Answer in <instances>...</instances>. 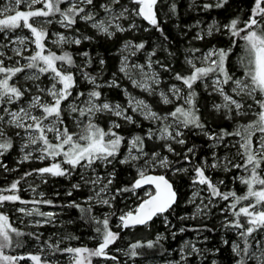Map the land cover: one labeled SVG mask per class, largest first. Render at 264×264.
Wrapping results in <instances>:
<instances>
[{
    "label": "snow or ice",
    "instance_id": "1",
    "mask_svg": "<svg viewBox=\"0 0 264 264\" xmlns=\"http://www.w3.org/2000/svg\"><path fill=\"white\" fill-rule=\"evenodd\" d=\"M160 2L161 0H127V3H124L122 0H105L99 5L100 10L104 13V17L100 19L97 18L99 14L95 10L97 7L95 0H9L7 5L0 7V33L5 35L9 44L15 45L10 49L12 53L10 56L5 51H0V156H3L13 147L12 137L8 135L7 131L11 128L16 130L14 135L23 140L20 149L24 153L22 161H27L32 157V152H25V149L34 145H42L37 149L41 153L38 157L40 160L48 157L53 159L63 157L60 162L33 170L41 176L44 174L52 177L70 176L77 168L91 169L92 172H95V166L98 163L107 167L117 160L120 164H129L136 169L137 178L130 187L116 189V192H134L135 189L141 188L143 185L153 186V191L146 193L147 198L141 201L135 212L129 211L119 216L120 224L117 227L127 229L148 225L153 217L169 212L178 202V194L173 184L164 175L149 174V169L160 167L169 169L174 174L189 172L186 167H172L173 162L169 161L167 156H161L159 152L148 153L145 151L146 138L164 141L162 147L167 148L168 152H174V148L168 141L184 145L186 143L185 139L182 138L184 129L199 130L200 133L214 142L213 147L216 146V142L222 141L224 136L240 137L239 149L236 152L239 161L227 156L217 157L216 153L213 152L212 163L205 159L201 164L192 168V184L194 186H206L209 192L208 203L205 204L201 198L200 204H196L193 216L200 215L205 209H209L210 205L214 207L215 205L212 204L214 198L219 197L224 201L231 199L232 202L228 208L232 210L233 219L229 220L225 217L223 228L236 230L237 235L243 241V247L235 242L231 244L232 252L237 258L235 264H248L249 260L255 261V264H264V235H261L260 238H257L256 235L257 233L264 234V176L261 175L264 172V167H262L264 165V0H254L251 14L247 20L243 21V27L238 26L241 23L239 17L233 18L229 23L223 25V30H226L230 37H239L244 41L243 47L248 57L247 63H245V57L239 58L240 66L244 69L243 77H235L228 67L232 48L236 46L235 39L231 40L230 47H213L198 58L194 56V53L200 50L190 49L189 51L193 55L185 57V63L191 69L190 73L181 75V73L176 72L173 77L176 81L182 82L188 91L185 94L183 89L176 84L171 85L169 88L171 97H174L175 100H182L183 103L177 104L172 111L164 115L153 111L145 100L131 96L127 90H125V95L128 97L127 107L107 100L99 102L102 96L100 89L105 86L109 88L119 87L116 80L113 79L102 85L97 82L98 76H93L90 72L85 71L92 64V58L88 52L82 53V56L87 58L84 64L77 65L70 52L62 51L61 54H57L47 47L46 40L50 36L45 25L52 23L59 24L61 28L67 30L73 29L77 21L81 20L90 24L98 33L112 38L117 33L138 30L140 25L136 23V18H139L149 25L148 28L143 29L144 31L147 32L154 28L163 33L157 15ZM226 3L227 0H215L214 4L205 3L202 7L206 10L213 7L221 8ZM37 4L42 5V7L35 8L34 6ZM62 4H67V7L62 8ZM20 5H26L27 10H19ZM129 5L131 6L129 7ZM88 9L92 10L89 11ZM176 9L177 5L174 2L169 5L171 13L175 14ZM57 17L59 18L57 19ZM30 21L38 22L39 26ZM121 21H126V26ZM20 28L27 29L30 35L8 37V33H14ZM221 30V26L213 21L212 24L208 25L205 35L212 36ZM241 33L244 34L241 35ZM51 35L56 37L51 40V43L58 48L65 44L80 45L82 43V39L79 37H69L59 32ZM203 38L204 36L200 33H197L195 37V39ZM88 39L91 38L83 37V40ZM29 45H34V49L30 55H25ZM7 47V44H0V49ZM144 48L145 42L134 44L133 41L127 40L124 42L121 51H129L131 55H135L137 51ZM154 55L155 50L148 54L147 67L149 69L152 68V56ZM13 57H18V59L6 66L5 61H13ZM196 60H199L201 66H197ZM21 61L25 62L21 63ZM104 63L103 59L99 60L101 66ZM155 63L160 64V61H155ZM160 67L164 68L165 71H171L166 65L160 64ZM144 68L145 65L141 64L129 66L128 57L124 56L119 71L124 73L135 87L142 88L152 94L155 91L154 86H159L161 83L159 74L155 71L145 72ZM70 69H75V71ZM133 69L139 71L141 77L139 80L133 79L131 75ZM77 72L92 85V88L87 92H76L74 97V89L77 87ZM24 73H28L24 75V80L32 82L28 86L18 84L14 79L18 77V74ZM41 76H47L49 80L47 86L43 85ZM207 78H211L212 91L221 97V103L212 104V109L215 112H223L226 119H232L233 116L248 115L255 105L258 106V111L254 112L257 118L247 125L238 126L233 132H227L223 129L220 133L206 130L205 123L202 122L199 115L200 109L196 104L198 94L193 85L197 81H204ZM229 84L232 85L231 94L226 92L224 88L225 85ZM204 87L208 89L209 85L205 83ZM169 93L159 92L164 104L174 102ZM85 96L87 99L77 103L81 97ZM26 97H28L26 105H21ZM70 99L72 102H69ZM65 103H67L66 109L63 107ZM13 105L18 107L13 109L11 107ZM129 110L132 113H138L144 119L158 123L159 127L155 130L149 128L145 136L135 134L130 141L126 140V137L121 135L118 129L122 127L120 120L128 124L136 123L133 115L129 114ZM64 112L76 114L73 119L77 127L81 129L79 133L69 131L64 123ZM98 114H107L109 117L117 119H111L109 127L105 130L95 122ZM85 120L86 122H84ZM256 131L262 135L254 144L253 137ZM21 132H23V136H21ZM48 133L53 134L55 143L49 140ZM125 143L128 146V154L124 158L118 159L121 146ZM194 154V147L188 148L183 155V160L191 163V156ZM177 155L179 154L177 153ZM65 164L68 167H62ZM207 168L223 169L225 172L242 169L247 175H238L233 179L239 180L241 184L246 186V193L238 195L234 190L221 192L219 185H222L224 181L213 182L212 178L206 175ZM24 175L29 176L32 173L28 172ZM114 177L115 170L108 173L107 184H104L99 191L95 192V196H89L87 200L91 202L96 199L97 203L111 207L110 200L101 197L100 194L108 191V186L112 184ZM81 179L94 186L101 182L99 176L94 180H87L82 174ZM19 183L20 181L16 180L8 188H0V206L6 201L29 203L15 194L18 191ZM79 187V184L72 185L73 189H79ZM4 192L13 194L4 195ZM68 194L71 195V192ZM42 195L43 193H41ZM199 196L200 192L194 191L188 202L195 203ZM250 198L253 202L240 206L237 210V206L242 201H248ZM112 199L115 197L113 196ZM32 203L52 204V201H32ZM69 206L79 208L82 213H90L92 210L91 205L84 208L75 201ZM18 211L25 212V209L20 208ZM33 212L49 218L44 223H50V218L55 215L50 212L41 213L38 209L25 214L32 215ZM221 212L223 213L224 209H221ZM109 215H114V213ZM109 215H105L102 220L95 216L89 217L91 221L97 224L95 228L98 239L97 247L91 249L88 247L60 248V241L55 244L46 241L41 246V251L47 247L53 254L56 252L69 254L71 256L70 264H92L94 257L117 260L116 256L110 255L108 249L120 239V233L111 230ZM165 221L167 222L166 217ZM36 223L39 224L40 221ZM180 231L183 232L185 229L181 228ZM13 233L17 238L31 235L37 242L40 241L39 234H26L19 231L12 226L7 215L0 213V264H17L18 261L25 259L33 261L34 264H41L42 257L39 254L29 253L27 256L5 254V249L13 247ZM68 238L71 239L72 237ZM161 238L158 235L155 242L148 241L146 245L140 242L131 243L128 249L124 251V255L135 258L140 254L137 249L145 246L153 248ZM223 243L227 245L229 241L224 240ZM22 246V243L17 239L15 247ZM188 248L190 251L186 254L185 249ZM204 251L208 250L205 249ZM180 253V260L176 261L175 264L186 262L189 256L203 257L201 249L191 242H185ZM44 264H48L47 260L44 261ZM211 264H217V262L213 260Z\"/></svg>",
    "mask_w": 264,
    "mask_h": 264
},
{
    "label": "trees",
    "instance_id": "2",
    "mask_svg": "<svg viewBox=\"0 0 264 264\" xmlns=\"http://www.w3.org/2000/svg\"><path fill=\"white\" fill-rule=\"evenodd\" d=\"M103 1L95 0L96 8ZM122 2L127 3V0H122ZM173 2L177 5L175 14L169 11V5ZM205 3L214 4L215 0H161L157 15L163 33L154 28L147 32L144 31V28L149 27L148 23L136 18V23L140 25L138 30L117 33L114 37L108 38L98 33L88 23L78 20L73 29L70 30L79 35L82 43L80 45H67L64 47V50L73 55L76 64L78 61H83L84 63L87 58L83 57L82 53L88 52L92 58V64L85 71L90 72L93 76H98V83L104 85L113 79L116 80L119 87L109 88L105 86L100 89L102 92L100 101L107 100L125 106V90H127L128 92L143 97L152 107L153 111L159 114H166L172 111L179 104V101H175L172 104H164L161 101L157 88H155L154 93L149 94L133 86L129 79L124 76V73L119 71L122 46L127 40L133 41L134 44L145 42V48L137 51L135 55L130 57L131 60H138L144 65L147 63L148 54L155 50V55L152 56V65L155 68V72L159 74L161 81L159 87L165 92H167L170 84L182 86V82L176 81L173 78L174 73L179 72L181 75H188L190 73L191 69L185 63V57L193 55L189 51L190 49L200 50L194 53V56L197 57L213 47H230L232 39L236 40V46L232 48L228 67L232 73L234 72L238 75L243 74L244 69L240 66L239 58L244 57L245 54L244 47L242 46L244 42H241L239 37H230L227 31L223 30V25L229 23L231 19L239 17L241 23L238 26L243 27V21L247 20L251 14L254 0H227V3L223 7H213L207 10L202 7ZM213 21L217 22L222 30L215 32L212 36H206L207 26ZM122 22L126 26L127 22ZM197 33L203 35L204 38L195 39ZM85 36L91 39L83 40ZM133 50L135 51V49ZM100 59L105 61L103 66L99 64ZM155 61H160V64L168 66L171 71H165ZM196 63H198V60H196ZM76 75L77 87L74 89V94L78 91H87L92 88V85L88 82L81 80L80 74L76 73ZM205 83L209 85L206 79L204 81H197L193 85V88L198 94L196 104L200 109L199 115L201 116L202 122L205 123L206 130L220 133L223 129L230 132L232 123H236L237 128L238 126H242L245 121H248L247 123L253 121L249 115L238 118L233 116L232 119H226L223 112H215L212 109V104L218 103L220 98L212 91L210 85L208 89H205ZM225 86L227 87V85ZM132 115L136 123L128 124L120 120L119 122L122 124V127L118 129L119 133L129 141L135 134L145 136L146 128L152 123V121H148L138 114ZM67 117L66 112H64L63 119L67 122V126L70 127ZM111 119L117 118L109 117L107 114H98L95 122L102 128L107 129ZM7 131L8 135L12 137L13 147L3 156H0V165H2L0 167V188H8L13 181L19 180L20 183L16 195H19L22 200H51L52 204L37 203V205H44L46 211L55 214L50 218V223L28 227L24 220L18 219V214L10 207L19 202L6 201L3 203L5 207H2L1 210L9 217V221L19 231L26 234H39V242L43 244L46 241L53 244L60 241V248L88 247L91 249L97 247L98 239L97 233L95 232L97 224L91 221L89 217L95 216L102 220L105 215L114 213V215H109V226L112 231L120 233V239L109 247L108 252L110 255L116 256L117 260L94 257L92 264H175L176 261L180 260V249L185 245V242H191L200 248L203 252V257L189 256L188 260L182 262V264H211L213 260L217 264H235L237 258L232 252L231 244L237 237L231 229L223 228L224 217L226 215L229 217V220L233 219L231 216L232 210H228V206L226 205L228 202L221 200L214 207L210 205L209 209H205L198 216H193L195 213L194 203L188 202L192 192L191 187L193 186L191 179L192 168L195 165L201 164L205 159L209 163H212L211 157L213 152L218 156L228 152L233 158V151L235 150L233 144L229 148L224 146L225 140L233 136H224L223 142L213 147V141L200 133L199 130L184 129V136L182 138L185 139L186 143L180 145L172 141L170 144L174 148V152H168L167 148L162 147L165 143L164 141L146 138L144 143L145 151L148 153L159 152L160 155L166 154L169 161L173 162L172 167H186L189 169V172L174 174L169 169L162 170L156 168L153 170V173L162 174L171 181L174 189L177 191L178 202L174 205L173 209L163 215L154 217L146 226L141 225L134 228L121 229L117 227L120 224L119 216L129 211H134L141 201L147 198L145 194L146 188L142 187L135 189L134 192H116V189H122L132 185L137 178L135 168L129 164H120L118 160L113 161V164L107 167L98 163L95 166V172L101 175V181H104V184H107L108 173L115 170L113 182L108 186L110 196L108 199L110 200L111 207L94 201L89 202L87 198L93 194L94 190H92L90 184L85 183L81 179V168L74 170L70 176H45L40 179H35L34 175H37V173L33 170L46 166L47 161L32 159L22 161L17 150L16 137H14L10 129ZM241 131H243L242 128ZM126 147V143L122 144L118 159H122ZM190 147H194L195 149V154L191 156V163L183 160L184 153ZM239 171L233 169L230 172H224L221 169H214L212 171L208 168L206 169V173H210L213 180L219 179L220 181H224L220 185L222 191L228 192L234 190L238 195H243L246 192L244 186L239 180L233 179ZM28 172H31L32 175L25 176L24 174ZM261 175L264 176V172ZM22 177L23 179H21ZM30 179L34 180L33 184H35L36 194H28L23 189L25 187L24 184ZM74 184H79V189H73L72 185ZM69 192H71V195L68 194ZM5 193L3 194L5 195ZM39 193H43L42 198H37L40 195ZM113 196L115 199H112ZM73 201L84 208H88L91 205V212L82 213L79 208L69 206ZM238 208L239 206L237 210ZM221 209H224L223 213ZM165 217L167 218V222L165 221ZM181 217H184V219H181ZM181 228H184L185 231L181 232ZM12 235L13 247L5 249L6 255L27 256L29 253L39 254L42 257L41 264H44L45 260H47L48 264H70L71 256L69 254L60 252L53 254L47 247L43 251L38 252L36 250L39 247H37L36 240L33 236L24 235L17 238L14 233ZM158 235L162 238L153 248H147L145 246L137 249L140 254L135 258H129L124 255V251L128 249L131 243L140 242L146 245L148 241L155 242ZM68 237L72 238L69 239ZM257 238H260L259 235ZM17 239L22 243V247H15ZM224 240L229 241V243L227 245L224 244ZM117 249H120V251H117ZM205 249L208 251H204ZM217 249L219 250L218 252L216 251ZM189 251L190 248L185 249L186 254ZM45 253L48 255L46 259L43 258V254ZM252 263V260L248 261V264ZM17 264H34V262L25 259L18 261Z\"/></svg>",
    "mask_w": 264,
    "mask_h": 264
},
{
    "label": "rangeland",
    "instance_id": "3",
    "mask_svg": "<svg viewBox=\"0 0 264 264\" xmlns=\"http://www.w3.org/2000/svg\"><path fill=\"white\" fill-rule=\"evenodd\" d=\"M8 2H9V0H0V7H3V6H5V5H7L8 4ZM105 2V0L103 1V2H101V3H104ZM100 5V4H99ZM35 8H40V7H42V5H39V4H37V5H35L34 6ZM61 7L63 8V7H67V4H62L61 5ZM19 10H27V7H26V5H20L19 6ZM89 11H91L92 9H88ZM97 12H98V19H100V18H103L104 17V13H103V11L102 10H100V8L98 7V8H96L95 9ZM59 17H57V19H58ZM30 22H34V21H30ZM121 23H123L122 21H121ZM213 23V22H212ZM212 23H210V24H212ZM34 24L36 25V26H39L38 25V22H34ZM90 25V24H89ZM45 27L48 29V31H49V36H50V38L48 39V40H46V44H47V47L49 48V49H51L52 51H55V52H57V54H61L62 53V51H65L64 49V47L65 46H67V45H70V44H65V45H63L62 47H60V48H58L56 45H54V44H52L51 43V40H53V39H55L56 37L55 36H52L51 34L52 33H63L65 36H69V37H79V35L78 34H76V33H74L73 31H71L70 29H63V28H61V26L59 25V24H56V23H52V24H50V25H45ZM208 27V26H207ZM244 33H241V35H243ZM30 35V33H29V31L27 30V29H24V28H20V29H17L14 33H8V37H10V38H14L15 36H29ZM80 38V37H79ZM241 42H244L243 40H241ZM0 44H7L8 45V47L6 48V49H0V51H5L6 52V54L7 55H12V53H11V48L12 47H14L15 45H12V44H9V41H8V39H6L5 38V35L3 34V33H0ZM242 46H244V43H243V45ZM243 48V47H242ZM33 49H34V45H29L28 46V50L24 53L25 55H30L31 54V52L33 51ZM212 49V48H211ZM210 49H208V50H206L204 53H206V52H208ZM132 51H134L133 49H132ZM203 53V54H204ZM202 54V55H203ZM122 56H121V59H120V66H121V60H122V58L124 57V56H127L128 57V64H129V66H131V65H134V64H141V65H144V64H142L141 62H139L138 60H134V59H130V57L131 56H133V55H131L130 54V52L129 51H122V54H121ZM201 55V56H202ZM192 56V55H191ZM190 56V57H191ZM201 56H197V58L198 57H201ZM244 57H245V60H246V63H247V59H248V57H247V54L245 53L244 54ZM15 59H18V57H13V61H5V64H6V66H8L9 64H12L13 62H14V60ZM25 61H21V63H24ZM196 62V61H195ZM59 63V62H58ZM78 65H83L84 63H83V61H78V63H77ZM197 65H200V62H199V60H198V63H197ZM201 66V65H200ZM71 71H73V69H70ZM144 71L145 72H151V71H155V68L153 67V65H152V68L151 69H149L148 67H147V63L145 64V68H144ZM78 73V72H77ZM26 74H28V73H24V74H18V77L17 78H14L17 82H18V84H23V85H25V86H28V85H30L32 82L31 81H25L24 80V75H26ZM79 74V73H78ZM235 77H240V78H242L243 77V74H241V75H238V74H236V73H232ZM131 75H132V77H133V79H136V80H139L141 77H140V73H139V71L138 70H136V69H133L132 70V72H131ZM124 76L127 78V79H129L125 74H124ZM81 80H84L82 77H81ZM207 81H208V83H209V85H210V87L212 88V84H211V78H208V79H206ZM41 81L43 82V85L44 86H47L48 84H49V80H48V78H47V76H41ZM129 81L131 82V80L129 79ZM85 82H87V81H85ZM131 84H132V82H131ZM133 85V84H132ZM171 85H173V84H170L169 86H168V89H167V92H165V93H169V88H170V86ZM178 87H180L181 89H183V91H184V93L186 94V92L188 91L187 90V88L182 84V86H180V85H178V84H176ZM134 86V85H133ZM228 87V88H227ZM227 87L226 86H224V88H225V91L226 92H228L229 94H231V87H232V85L231 84H229V85H227ZM136 88H138V87H136ZM154 88H157V90L160 92V91H163V89H160V87L159 86H154ZM139 89H142V88H139ZM90 89H88L87 91H89ZM143 90V89H142ZM33 91H35V89H33ZM87 91H78V92H87ZM128 92V91H127ZM131 96H133V97H135V98H137V99H143V100H145L143 97H141V96H139V95H136V94H133V93H131V92H128ZM217 94V93H216ZM218 95V94H217ZM126 96V95H125ZM169 96H170V98L171 99H173V101L175 102V101H179L178 103H183V101L182 100H175V98L174 97H171V94L169 93ZM219 96V95H218ZM74 97H75V94H74ZM219 98H220V101L218 102V103H221V97L219 96ZM27 99H28V97H26L25 98V100L24 101H22L21 102V105H26V103H27ZM85 99H87V97L85 96V97H81L80 98V100L79 101H77V103H80V102H82L83 100H85ZM69 102H72L71 101V99H70V101ZM99 102H103V101H99ZM110 102H112V101H110ZM112 103H117V102H112ZM249 103H251V101H249ZM127 104H128V97L126 96V101H125V107H127ZM13 109H15L16 107H18L17 105H13V106H11ZM63 107L66 109L67 108V103H65L64 105H63ZM245 111H248L247 109H245ZM255 111H258V106H255L254 105V107H253V110H252V112H249V116H250V119L251 120H255L257 117L254 115V112ZM129 113H131V115L132 114H138V113H132L131 112V110H129ZM34 114H38V113H34ZM66 114H67V118L69 119V123H70V127L69 126H67V122L64 120V123H65V125L68 127V129H69V131L70 132H75V133H79L80 131H81V129L80 128H78L77 127V125H76V123H75V121H74V119H73V117L74 116H76V114H69L68 112H66ZM139 115V114H138ZM161 115H164V114H161ZM140 116V115H139ZM142 117V116H141ZM237 117V116H236ZM239 117H242V116H239ZM144 118V117H143ZM238 118V117H237ZM147 120V119H146ZM149 121V120H148ZM84 122H86V120L84 121ZM248 121H245V122H243V125H247L248 123H247ZM109 124H110V122L108 123V127H109ZM107 127V128H108ZM157 127H159V124L158 123H154V122H152L151 123V125L150 126H148L147 128H146V133H147V131H148V129L149 128H152L153 130H155ZM12 132H13V135H14V133H15V129H11V128H9ZM105 130H107V129H105ZM236 130V123H232V127H231V130H230V132H233V131H235ZM253 131H255L254 129H253ZM262 134L260 133V132H258V131H256L255 132V135H254V137H253V142H254V144H256V142L259 140V137L261 136ZM21 136H23V132H21ZM14 137H16V141H17V150H18V153H19V156H20V158L22 159V157H23V155H24V153H22L21 152V144L23 143V140L21 139V137H17V136H15L14 135ZM48 137H49V140H51L53 143H55L56 141L54 140V137H53V134L52 133H48ZM238 141H240V137H237V136H233V137H230L229 139H227V140H225V147L226 148H229V147H232L231 145L233 144V145H235V150L233 151V153H234V156H233V158H235V160L236 161H239V157H236V152H237V150L239 149V143H238ZM169 143H171L172 141H168ZM223 142V140L222 141H219V142H216V144H221ZM214 143V142H213ZM42 145H34V146H30V147H28V148H26L25 149V152H32V157L29 159V160H39V161H47V164H46V166H49V165H51L52 163H56V162H60V161H62V159H63V157L61 156V157H56L55 159H53V158H51V157H48V158H46V159H44V160H40V159H38V157L41 155V153L39 152V151H37V149L39 148V147H41ZM65 147H67V146H65ZM128 154V146L126 147V149H125V151H124V153H123V156H122V158H124V156H126ZM161 156H166V154H162ZM225 156H227V157H229L230 159L232 158V156L230 155V153H228V152H225V153H223V154H221V155H217V157H220V158H223V157H225ZM212 159V162H213V156L211 157ZM240 162H242V161H240ZM46 166H44V167H46ZM62 167H68V165H62ZM156 168H159V169H164V168H160V167H156ZM156 168H154V169H149V173H151L153 170H155ZM208 169H210L211 171L212 170H214V169H212V168H208ZM222 171H223V169H221ZM225 172V171H224ZM153 173V172H152ZM82 174H83V176H84V178L85 179H87V180H94V179H96V177L97 176H99L100 178H101V175L100 174H98V173H96V172H92V170L91 169H89V170H85V169H82ZM81 174V175H82ZM246 173L242 170V169H240V171L237 173V175L236 176H238V175H245ZM192 175H193V173H192ZM206 175H208V176H210V173L209 174H207L206 173ZM45 176H51V175H48V174H44L43 176H41L40 174H38L37 173V175H34V178L35 179H40V178H43V177H45ZM235 176V177H236ZM211 177V176H210ZM213 180V179H212ZM33 179H30V180H28L27 181V183H25L24 185H25V187L23 188L24 190H25V192H27L28 194H36L35 193V191H32V189H35V184H33ZM220 180L219 179H215V180H213V182H215V183H218ZM88 184H90V183H88ZM91 186H92V190H94L93 191V194H91L90 196H95V192H97V191H99V189L101 188V187H103V185H104V181H101L99 184H97V185H92V184H90ZM243 185V184H242ZM244 186V188H245V190L247 191V189H246V187H245V185H243ZM219 187H220V185H219ZM192 192H191V196H190V198L192 197V194H193V192L194 191H199L200 192V196L195 200V203H194V205H195V207H194V210H196V204H200V201H201V198H203V201H204V203L205 204H207L208 203V196H209V192H208V190H207V188H206V186H200V185H193L192 187ZM150 191H153L152 190V188L151 187H147L146 188V190H145V194L146 193H148V192H150ZM220 191L221 192H225V191H222V188L220 187ZM37 192V191H36ZM246 192H244V194H245ZM11 194H13V193H11V192H6L5 193V195H11ZM15 194H17V192L15 193ZM40 195H38L37 196V198H42V196H41V193H39ZM243 194V195H244ZM101 195V197H103V198H105V199H108L110 196H109V192L107 191V192H103V193H101L100 194ZM97 199H99V198H97ZM222 199H220L219 197H217V199L216 198H214L213 199V202H212V204L213 205H215V204H217L219 201H221ZM23 201H28L29 203H21L20 201H18L19 203H15V204H13L12 206H10L11 208H13V210H15V212L18 214V219L19 220H24L26 223V225H28V227L29 226H35V225H40V224H43L44 223V221L47 219L46 217H44V216H40V215H37V214H35V212H33V214L32 215H27V214H25V213H27V212H29V211H33L34 209H38L39 210V212H41V213H49L50 211H46L45 210V208H44V205H37V203H32V201H30V200H23ZM94 202H96V199H94L93 200ZM228 202V204L226 203V205L228 206L232 201H231V199L229 200V201H227ZM249 202H253L252 201V199L250 198V200H248V201H242L241 202V204L240 205H238L239 207L240 206H244V205H247ZM45 204V203H44ZM212 206V205H211ZM237 206V207H238ZM2 207H5V205L3 204L2 206H0V213H3L2 212V210H1V208ZM20 208H23V209H25V212H20V211H18V209H20ZM136 210V209H135ZM134 210V211H135ZM228 210H229V208H228ZM133 211V212H134ZM50 213H52V212H50ZM3 214H5V213H3ZM6 215V214H5ZM225 217H227L228 219H229V217L226 215ZM225 217H224V219H225ZM55 219V218H54ZM53 220V219H52ZM37 221H40V223L39 224H37L36 222ZM10 222V221H9ZM11 223V222H10ZM12 224V223H11ZM13 226V225H12ZM14 227V226H13ZM232 230V229H231ZM233 232H235V234H236V237H237V239L235 240V241H233V242H235V243H238V244H240V246L241 247H243V241H242V239L237 235V231L236 230H232ZM257 236L259 235V237H261V235H264V234H260V233H257L256 234ZM250 242H251V239H250ZM38 244H40V245H38ZM36 245H37V247H39L38 248V250H36V251H38V252H41V246L43 245V243H41V242H37L36 241ZM46 247H44L43 249H45ZM44 253V252H43ZM44 256H43V258L44 259H46L47 258V254L45 253V254H43ZM252 264H255V261H253V263Z\"/></svg>",
    "mask_w": 264,
    "mask_h": 264
},
{
    "label": "water",
    "instance_id": "4",
    "mask_svg": "<svg viewBox=\"0 0 264 264\" xmlns=\"http://www.w3.org/2000/svg\"><path fill=\"white\" fill-rule=\"evenodd\" d=\"M149 174H151V175H162V174H157V173H149ZM166 177V176H165ZM166 179H168L167 177H166ZM169 180V179H168ZM170 181V180H169ZM171 182V181H170ZM147 187H151L152 188V190H153V186H149V185H143L142 186V188H147ZM135 212V211H134ZM154 218V217H153ZM150 222V221H149Z\"/></svg>",
    "mask_w": 264,
    "mask_h": 264
}]
</instances>
